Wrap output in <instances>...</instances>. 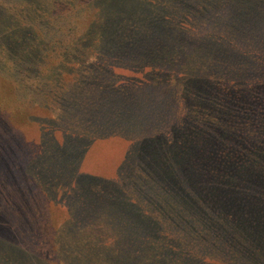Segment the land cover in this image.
Listing matches in <instances>:
<instances>
[{
	"label": "trees",
	"instance_id": "obj_1",
	"mask_svg": "<svg viewBox=\"0 0 264 264\" xmlns=\"http://www.w3.org/2000/svg\"><path fill=\"white\" fill-rule=\"evenodd\" d=\"M77 3L94 14L87 31H94L96 40L89 64L103 71L105 67L113 76L110 65L123 60V47L133 42L130 50L139 51L148 39L159 44L165 42L164 33L169 34L159 54L148 50L153 61L132 60L129 67L150 68V96L139 100L148 107V126L134 124L148 128V142L142 140L138 153L130 157L133 177L120 174L123 188L134 179L138 192L132 188L130 199L115 202L119 218L104 210L84 228L81 220L73 224L68 233L91 224L105 231L97 243H78L88 247L77 264H264V0H148V10L138 20L133 15L137 0H0V70L10 73L11 63L15 72L34 56L40 15L51 17L58 7ZM118 34L123 38L113 37ZM21 48L28 51L27 58L19 55ZM55 76L47 82L57 84L61 78ZM80 78L70 88L57 85L60 110L51 118L65 115L67 104L89 107L91 86L83 90ZM49 91L54 92L52 87ZM159 93L168 97L162 104L154 101ZM129 94L122 107H112L105 99V108L94 110L95 117L104 115L116 127L131 126L135 120L126 104L137 96ZM90 110L85 118L93 121ZM85 126L81 136L92 131ZM52 166L70 194L78 165L73 161L63 168L59 156ZM143 189L148 201L139 194ZM29 238L38 244L35 236ZM70 258L76 261L75 254Z\"/></svg>",
	"mask_w": 264,
	"mask_h": 264
},
{
	"label": "rangeland",
	"instance_id": "obj_2",
	"mask_svg": "<svg viewBox=\"0 0 264 264\" xmlns=\"http://www.w3.org/2000/svg\"><path fill=\"white\" fill-rule=\"evenodd\" d=\"M137 1V10L133 13L135 20L144 17L148 10V0ZM40 16L39 46L34 56L15 72L11 63L8 65L10 73L0 70V118H3L0 120V264H77L82 249L88 247L85 243L78 245L79 242L97 243L105 237L104 229L97 224L78 232L68 233V230L80 220V227L84 228L104 210L114 213L112 218L115 214L119 218L117 203L122 198L130 199L132 192H138L134 179L128 180L129 187L124 189L120 174L121 178L126 174L127 179L133 177L134 165L130 157L138 153L136 150L141 147L142 140L148 142V128L140 130L134 124L148 126V107L142 106L139 100L150 96L147 72L150 68L130 70L129 67L134 65L132 60L153 61L152 55L148 58V50L159 54L163 49L161 45L169 40L165 32L162 37L165 42L156 44L148 39L142 50L137 51L136 47L130 50L133 42L126 45L119 52L123 60L117 59V65H110L111 71L116 73L113 76L104 66L103 71L100 66L89 64L96 41L92 37L94 31L87 33L94 16L91 9L77 3L58 7L51 17ZM125 36L131 38L127 32ZM113 37L123 38L119 34ZM122 43L128 44L127 41ZM19 52L22 57H28V51L21 48ZM144 54L147 56L136 58ZM50 75L61 79H57V84L56 80L47 82ZM77 76L83 79L84 85H80L83 90L91 86L89 107L81 104L83 110L67 104V100L64 102L68 108L66 114L57 120L51 118L60 110L55 94L60 87L70 88ZM141 81L144 82L138 83ZM51 87L53 93L49 91ZM126 94L137 96V100L126 104V111L135 120L131 126L117 123L116 127L108 123L104 115L95 117L94 110L100 107L103 110L106 102L112 107H122ZM156 96L154 101L161 104L168 98L165 93ZM86 110L94 114L93 121L85 118ZM82 126L92 131L81 136ZM105 126L114 134L109 135L110 131L103 129ZM59 156L63 168L70 167L73 161L78 165L73 173L75 179L69 185L70 194L52 166ZM147 157H144L145 164H148ZM54 177L57 178L55 182ZM139 194L148 201L146 189ZM80 197L84 200L78 201ZM31 235L38 244L31 243ZM133 235L144 234L133 232ZM32 245H36V249ZM58 247L60 251L56 250ZM66 247H70L67 253ZM74 254L76 261L70 258Z\"/></svg>",
	"mask_w": 264,
	"mask_h": 264
}]
</instances>
